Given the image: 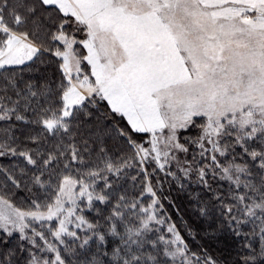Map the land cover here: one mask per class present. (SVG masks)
Here are the masks:
<instances>
[{
  "label": "snow or ice",
  "instance_id": "6c2138e0",
  "mask_svg": "<svg viewBox=\"0 0 264 264\" xmlns=\"http://www.w3.org/2000/svg\"><path fill=\"white\" fill-rule=\"evenodd\" d=\"M4 157L0 264H216L162 215L168 180L264 264V0H0Z\"/></svg>",
  "mask_w": 264,
  "mask_h": 264
},
{
  "label": "trees",
  "instance_id": "16d2710c",
  "mask_svg": "<svg viewBox=\"0 0 264 264\" xmlns=\"http://www.w3.org/2000/svg\"><path fill=\"white\" fill-rule=\"evenodd\" d=\"M24 74L26 77L28 75L47 77L59 75L54 64L46 70L44 68H41L39 72L28 70ZM99 109L98 115L101 125L110 132L113 127L122 129L127 127L123 119L108 112L106 104L101 103ZM17 135H20V133L17 132ZM18 163H20L19 158H0V165L7 169H11ZM129 173L135 175L134 170H129ZM128 187L131 189L132 185L129 184ZM197 193H199L200 199H197ZM8 194L15 204L22 208L28 207L26 199L29 195L28 192L10 189ZM158 195L163 206L162 215L170 218L171 222L175 224L191 252L200 257L207 254L216 261V264H241L242 257L247 253V249L244 247L245 238L234 235L216 213L207 218L201 215L200 208L203 206L204 201L208 199V195L202 189L194 183L185 184L182 188L179 184L168 180L164 181ZM244 231H249V228H245ZM12 243L16 244L19 241L16 239ZM71 246L77 248L76 243H72ZM87 251L91 253L88 254L89 256L95 255V244H90ZM74 262L77 264L76 261Z\"/></svg>",
  "mask_w": 264,
  "mask_h": 264
},
{
  "label": "rangeland",
  "instance_id": "374dc122",
  "mask_svg": "<svg viewBox=\"0 0 264 264\" xmlns=\"http://www.w3.org/2000/svg\"><path fill=\"white\" fill-rule=\"evenodd\" d=\"M77 35V38L78 39H83L84 38V34L83 33H77L76 34ZM77 48H78V50H79V52L81 53V54H85L86 53V50L85 49H83V47L82 46H77ZM8 198L9 199H11V197L9 196V194H8ZM12 200V199H11ZM17 205V204H16ZM17 206H19V205H17ZM19 207H21V206H19ZM22 208V207H21ZM72 248H76V247H74V246H71ZM87 254H91L89 251H87ZM73 260L74 261H76L75 260V258H73ZM73 261V264H75V262Z\"/></svg>",
  "mask_w": 264,
  "mask_h": 264
}]
</instances>
